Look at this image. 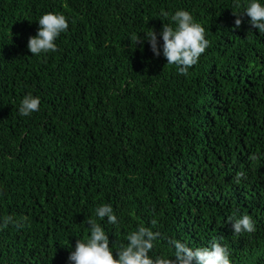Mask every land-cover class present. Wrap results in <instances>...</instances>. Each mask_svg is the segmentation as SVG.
Masks as SVG:
<instances>
[{"label":"trees","instance_id":"1","mask_svg":"<svg viewBox=\"0 0 264 264\" xmlns=\"http://www.w3.org/2000/svg\"><path fill=\"white\" fill-rule=\"evenodd\" d=\"M239 2L0 0V222L24 224L0 230V264H70L90 218L114 255L155 219L152 257L173 255L168 238L196 248L223 236L231 264H264V33ZM181 9L210 42L187 75L132 39L152 29L162 45ZM49 11L68 30L57 52L31 56ZM28 93L40 110L21 116ZM102 204L118 225L95 216ZM244 214L256 231L236 236L229 218Z\"/></svg>","mask_w":264,"mask_h":264},{"label":"clouds","instance_id":"2","mask_svg":"<svg viewBox=\"0 0 264 264\" xmlns=\"http://www.w3.org/2000/svg\"><path fill=\"white\" fill-rule=\"evenodd\" d=\"M236 6L241 7L239 0ZM249 18L252 28L264 33V4L260 0H247L241 13ZM163 15L167 16V13ZM234 21L235 27L242 23L240 14ZM173 24L163 23L159 33L162 45L159 44L157 33L152 29L143 37L138 34L132 39L141 46L148 42L150 50L155 56L163 55L167 64L175 65L179 74L187 75L188 70L197 64L200 56L209 47L206 39V31L201 23L196 22L192 14L186 10H177L172 16ZM38 29L34 36H29L27 49L31 56H40L50 52H57V38L68 30V20L59 12H45L37 21ZM162 48V52H161ZM40 110V98L28 93L20 101L18 112L21 116H30L33 112ZM250 160L257 159L255 154L249 156ZM246 178L244 172H238L234 182L239 184L241 179ZM95 216L101 221L107 217V223L118 225L119 221L114 214L110 204H102L95 209ZM26 219V218H25ZM232 224L233 234L239 236L241 233H253L256 231L255 222L250 215L244 214L239 218H229ZM9 224H15L22 228V221H15L12 216L4 217L0 222V230ZM152 227L139 226L126 236L127 244H121L119 249L113 253L110 240L104 228L95 219H88L87 225L90 235L84 239H77L74 250L67 259L70 264H231L230 252L226 245L220 241L223 236L213 238L207 246L192 248L178 239H167V243L174 250L171 257L157 255L152 257L149 253L155 247V241L162 238L159 231L152 229L157 225L155 219L150 222Z\"/></svg>","mask_w":264,"mask_h":264}]
</instances>
